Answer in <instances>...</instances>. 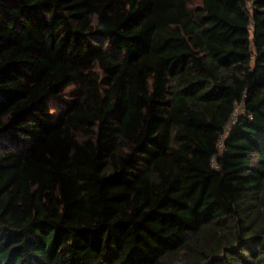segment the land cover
<instances>
[{
    "label": "trees",
    "instance_id": "16d2710c",
    "mask_svg": "<svg viewBox=\"0 0 264 264\" xmlns=\"http://www.w3.org/2000/svg\"><path fill=\"white\" fill-rule=\"evenodd\" d=\"M0 264H264V0H0Z\"/></svg>",
    "mask_w": 264,
    "mask_h": 264
},
{
    "label": "rangeland",
    "instance_id": "374dc122",
    "mask_svg": "<svg viewBox=\"0 0 264 264\" xmlns=\"http://www.w3.org/2000/svg\"><path fill=\"white\" fill-rule=\"evenodd\" d=\"M237 110H238V108H237ZM239 111V110H238Z\"/></svg>",
    "mask_w": 264,
    "mask_h": 264
}]
</instances>
